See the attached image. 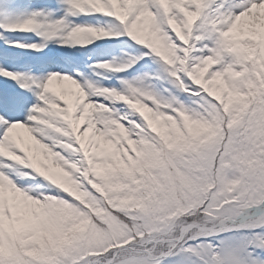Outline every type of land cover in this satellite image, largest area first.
I'll return each mask as SVG.
<instances>
[{"label": "snow or ice", "instance_id": "6c2138e0", "mask_svg": "<svg viewBox=\"0 0 264 264\" xmlns=\"http://www.w3.org/2000/svg\"><path fill=\"white\" fill-rule=\"evenodd\" d=\"M64 3L69 16L100 15L113 23L71 27L62 46L87 47L106 38H130L149 52L123 63H98L94 68L124 73L154 54L164 70V77L155 79L166 78L173 87L165 89L168 96H162L146 84L154 78L151 73L134 80L122 79L121 88H109L88 79L78 82L59 72L37 80L0 68V77L34 92L37 101L25 118L10 114L13 107L23 110L22 101L0 98V218L7 244L13 250L8 264L29 260L20 253V236L42 223L50 202H66L87 211L72 187L78 186L80 192L102 200L97 190L100 179L109 174L124 177L131 165L149 161L152 154L142 152L139 145L151 144L158 149L165 133L177 140L175 150L160 153L165 171L178 168L187 175L211 166L214 180L220 181L219 189L207 194L194 215L184 218L188 226L185 233L165 240L134 238L131 244L87 258L85 264H163L186 237L195 240L234 227L264 229V63L260 61L264 52V0ZM39 15L0 27L11 32H36L45 41L54 40L66 21L42 23ZM15 46L37 52L45 47ZM99 89L134 97L140 104L106 99L96 94ZM180 94L196 99L187 104ZM85 105H103L108 111L86 113ZM67 108L72 113L68 117L63 111ZM185 122L211 124L219 130L218 136L214 142L201 145ZM233 180H239L246 194L243 202H229L221 195L231 189ZM112 211L130 223L123 213ZM193 232L195 235H190ZM113 235L124 233L115 229ZM253 249L264 251V235L256 234L248 240L237 264H264ZM181 251L201 255L191 247ZM79 254L80 248L73 247L58 256L56 264H76ZM205 264H222L220 255L211 254Z\"/></svg>", "mask_w": 264, "mask_h": 264}, {"label": "rangeland", "instance_id": "374dc122", "mask_svg": "<svg viewBox=\"0 0 264 264\" xmlns=\"http://www.w3.org/2000/svg\"><path fill=\"white\" fill-rule=\"evenodd\" d=\"M21 4L27 6L21 7ZM81 6H84L83 3ZM38 13L41 15L37 16V19L42 23L65 20L64 30L58 33L54 40L45 41L36 32H11L6 30V27H0V36L3 37L0 39V68L44 80L51 74L42 66V63L46 62L59 73L71 75L78 82L88 79L109 88H121L122 79L134 80L145 73H151L154 78L147 80L146 84L151 85L162 96L169 95L165 92V89L173 87L169 81L166 78L155 79L164 77V70L154 54L124 73L113 74L94 68L98 63H123L129 57L149 52L130 38H106L87 47L62 46L63 37L69 28L78 25L108 26L113 23L111 18L100 15L69 16L64 0H0V25L21 22ZM17 43L43 44L45 47L43 51L37 52L28 47H16ZM260 61L264 63V56L260 55ZM97 72L100 73L99 76L96 75ZM96 94L114 101L119 99L118 93L107 89L96 90ZM9 97L22 101L25 106L23 110L13 107L10 110L13 116L23 115L26 118L27 110L37 102L34 92L22 89L15 81L0 77V98ZM180 98L187 104L196 99L185 94H180ZM124 102L140 104L134 97H125ZM99 111L108 110L102 105ZM185 127L195 133V138L201 145L214 142L219 131L206 122H185ZM144 145L145 152L152 154L149 161L131 165L129 174L124 177L109 174L100 179L97 190L100 191L102 200L97 201L90 194L80 192L78 186L72 187V192L85 203L87 211H81L66 202H50L51 212L45 222L34 229L33 233H22L20 236L22 258H29L27 261L22 259V264H56L58 256L76 246L80 248L76 264H85L87 258L98 257L110 248L131 244L134 238L165 240L185 233L188 226L184 218L195 214L207 194L212 193L213 189H219L220 181L214 180L211 166L187 175L178 168L165 171L159 156L160 153L176 149L177 140L174 136L165 133L162 141H158V149L151 144ZM21 186L26 187L27 184ZM221 195L229 202L236 199L243 202L246 199L239 180H233L231 189ZM112 210L123 213L130 223H125L120 217L113 215ZM239 223L238 221L237 224ZM115 229L121 230L124 235L114 236ZM256 234L264 235V229L252 231L234 227L229 232L197 236L195 240L186 237L174 250V255L163 259V264H205L214 253L220 255L222 264H237V258L243 256V249L248 240ZM190 235H195V232ZM125 236H130L126 242ZM96 240L102 243H90ZM189 247L197 249L201 255L181 251ZM12 251L4 233L0 231V264H8ZM253 251L256 256L264 259V251Z\"/></svg>", "mask_w": 264, "mask_h": 264}, {"label": "bare ground", "instance_id": "6f19581e", "mask_svg": "<svg viewBox=\"0 0 264 264\" xmlns=\"http://www.w3.org/2000/svg\"><path fill=\"white\" fill-rule=\"evenodd\" d=\"M26 6H27L26 4H21V7H26ZM260 55H261V56H264V52H262ZM42 66L45 67L46 71L51 72V74H52V73H57V72H58V71L55 70V69L53 70L52 66H50L49 63H45V62H44V63H42ZM86 98H87L86 96L83 97V99H86ZM83 99L80 100V103H81V104H83ZM119 99L125 100V97H122V96L119 95ZM23 107H25V106H23ZM101 108H102V105H85V107H84V111H85L86 113L98 112ZM63 111H64V114H65L66 117L71 116V114H72L70 108H67V109H65V110H63ZM166 134H167V133H166ZM139 147L141 148V151H142V152H145V145H144V144L139 145ZM137 158L139 159V155H138ZM26 166H27V165H26ZM2 194H3V183L0 181V199H2ZM50 204H51V203H49V204L47 205L48 212L46 213V215H45V217L43 218V221H42V222H45V220H46V219L48 218V216L50 215V212H51V209H50L51 206H50ZM38 227H39V226H38ZM38 227L33 228V229L29 230V231L24 232V234H27V233H33V232H34V229H37ZM0 231H2V232L4 233V224H3V220H2V218H0ZM4 237H5V235H4ZM5 239H6V237H5Z\"/></svg>", "mask_w": 264, "mask_h": 264}, {"label": "trees", "instance_id": "16d2710c", "mask_svg": "<svg viewBox=\"0 0 264 264\" xmlns=\"http://www.w3.org/2000/svg\"><path fill=\"white\" fill-rule=\"evenodd\" d=\"M124 239V241L126 242L128 239H130V236H125Z\"/></svg>", "mask_w": 264, "mask_h": 264}]
</instances>
